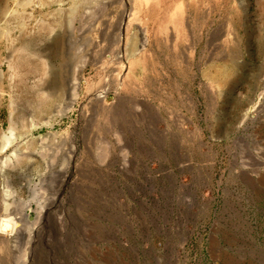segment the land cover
<instances>
[{
	"label": "rangeland",
	"instance_id": "rangeland-1",
	"mask_svg": "<svg viewBox=\"0 0 264 264\" xmlns=\"http://www.w3.org/2000/svg\"><path fill=\"white\" fill-rule=\"evenodd\" d=\"M0 264H264V0H0Z\"/></svg>",
	"mask_w": 264,
	"mask_h": 264
},
{
	"label": "bare ground",
	"instance_id": "bare-ground-1",
	"mask_svg": "<svg viewBox=\"0 0 264 264\" xmlns=\"http://www.w3.org/2000/svg\"><path fill=\"white\" fill-rule=\"evenodd\" d=\"M31 3H32V0H31ZM133 11V10H132ZM132 15V14H131ZM127 21H128V19H127ZM124 25V24H123ZM125 27V26H124ZM127 28V27H126ZM121 29V28H120ZM121 32V31H120ZM143 33V32H142ZM120 40L122 41L123 39H121L120 38ZM119 40V41H120ZM142 46H143V48L145 47V46H147V39H144V41L142 42ZM126 48V47H125ZM142 48V49H143ZM131 51V53L134 55V56H132L131 57V59L132 60H134V59H136V52H138V50H137V48H136V43L134 42L133 43V47H132V49L130 50ZM138 54V53H137ZM127 57V56H126ZM127 59V58H126ZM130 59V60H131ZM43 63V62H42ZM133 65H134V63H133ZM42 66H43V64H42ZM44 67V66H43ZM129 72H128V70L126 69V68H124L123 70H122V73H121V75H120V77H119V79H118V81H120L119 83H118V88H117V93H119V92H121L122 91V89H123V87H124V83H125V80L127 81V80H129V74H128ZM44 74V73H43ZM47 74V73H46ZM41 76V75H40ZM46 76V75H45ZM77 83L74 81V82H72V84L70 85V90H71V104H73L76 100H77V89H78V87H77ZM54 91V90H53ZM52 92V90H50V89H40L38 92H37V94H36V100H35V102L36 103H34V109L36 110V114H42V113H49V112H52V108H53V101H52V97H54V95H49V93H51ZM56 95V94H55ZM119 95V94H118ZM97 98V97H96ZM100 98H101V96H99L97 99L99 100V101H101L100 100ZM104 98V97H103ZM134 99V98H133ZM43 115V114H42ZM49 115V114H48ZM172 115V114H171ZM38 116H40V115H38ZM247 116V115H246ZM60 117H62L61 115L60 116H58L57 118L59 119ZM51 118V117H50ZM56 118V119H57ZM191 120V119H190ZM246 120V119H245ZM54 121H55V119H49V121H47L46 122V125H48V126H51L52 127V125H53V123H54ZM164 122V121H163ZM201 128V127H200ZM13 140H14V133H13V129H11L5 136H4V141H3V146H2V151H4V150H6L11 144H12V142H13ZM17 155H18V153H17ZM21 155V154H20ZM19 158H20V156H18ZM21 157H23V155L21 156ZM25 157V156H24ZM21 159V158H20ZM5 163H7V161L5 162ZM63 174V173H62ZM65 174V173H64ZM179 199V198H178ZM189 200V199H188ZM38 206H41V208H40V211H39V213H38V217H37V220H33V218L30 216V214L29 213H27V212H23V213H21V220L22 221H24L26 224H29V223H33L34 225H37L38 224V221H40V218H41V215L44 213V211H43V207H44V205L43 204H41V203H39L38 202ZM62 218H58V220H61ZM36 228L33 226V228H32V230L31 231H29V233H28V237H31L32 236V231H34ZM1 234L2 235H4L5 237H9L10 235H11V231L10 230H2V232H1ZM22 236H25V233H24V235L23 234H21ZM190 236V235H189ZM135 249V248H134Z\"/></svg>",
	"mask_w": 264,
	"mask_h": 264
}]
</instances>
